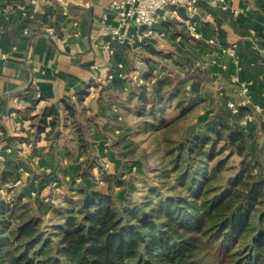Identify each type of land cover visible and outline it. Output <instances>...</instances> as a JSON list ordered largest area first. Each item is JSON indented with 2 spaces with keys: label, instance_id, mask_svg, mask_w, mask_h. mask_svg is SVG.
Wrapping results in <instances>:
<instances>
[{
  "label": "crops",
  "instance_id": "obj_1",
  "mask_svg": "<svg viewBox=\"0 0 264 264\" xmlns=\"http://www.w3.org/2000/svg\"><path fill=\"white\" fill-rule=\"evenodd\" d=\"M111 2L0 0V55H7V60H0V143L12 148L8 160L21 166L19 172L24 167L38 177L29 181L56 182L60 161L85 158L70 122L64 124L63 101L91 121L89 150L97 154L106 150L111 141L107 135L121 130L112 124L117 111L132 105L129 96L138 87L147 85L151 90L155 78L171 76L173 72L166 70L171 69L169 65L182 76L193 63L206 70L205 83H189L188 89L203 94L208 116L222 113L225 97L236 99L241 86L248 85L251 104L235 123L256 145V135L264 134V115L251 117L252 106L264 102V0H226L228 10H213L219 32L200 22V40L187 32L188 16L181 10L180 19L144 33L141 41L128 27L125 42L113 45L105 35L106 28L118 25ZM206 11L203 4L201 16ZM210 38L215 40L213 45L208 43ZM230 46L236 47L232 57L221 51ZM158 61L166 67L162 72L153 66ZM147 73L154 79L149 81ZM29 86L28 95L19 94ZM47 106L58 110L57 136L48 140L43 135L33 144L29 118Z\"/></svg>",
  "mask_w": 264,
  "mask_h": 264
},
{
  "label": "trees",
  "instance_id": "obj_2",
  "mask_svg": "<svg viewBox=\"0 0 264 264\" xmlns=\"http://www.w3.org/2000/svg\"><path fill=\"white\" fill-rule=\"evenodd\" d=\"M146 77L154 79L150 73ZM206 77V70L193 63L184 76L157 77L151 90L147 85L138 87L129 96V102L135 103L134 116L163 125L164 110L174 101L180 116H185L204 102L193 88L197 96H183L185 85L203 84ZM30 91L31 86L19 94L26 96ZM225 100L222 113L214 116L216 127L180 146V152L196 162L192 173L186 171L178 178L183 193L159 198L153 208L118 209L110 194L95 188L79 189V207L59 226V256L42 258L47 240L42 238L40 216L32 215L25 203L27 193L10 202L0 198V264H264V177L253 173L255 162L243 160L249 138L232 122L246 108L233 114L227 104L234 99ZM63 104L64 124L70 122L79 150L87 156L91 121L83 119V112L70 102ZM29 119L33 144L43 135L48 140L57 136L60 116L54 106ZM224 152L242 160L239 169L219 183V173L228 160L212 163ZM9 157L2 162V186L19 180L21 166ZM94 164L90 162L92 169L97 167Z\"/></svg>",
  "mask_w": 264,
  "mask_h": 264
},
{
  "label": "rangeland",
  "instance_id": "obj_3",
  "mask_svg": "<svg viewBox=\"0 0 264 264\" xmlns=\"http://www.w3.org/2000/svg\"><path fill=\"white\" fill-rule=\"evenodd\" d=\"M159 62L161 61L153 66L162 72L166 67ZM169 66L171 69H166L167 73L173 72L171 76L176 78V69ZM188 87L189 84L185 85L183 96H197ZM228 98L230 99L229 96ZM201 99H204L203 94ZM134 108L135 103L127 104L126 108L123 105L117 111L119 115L112 124L121 130L114 136L107 133L111 141L106 150L103 149L100 154L89 150L83 160L60 161L56 166V182L41 178L35 183L34 180L29 181L31 173L26 176L20 171L18 182L7 186L0 184V198L8 202L15 196L27 193L25 203L28 204L32 215L40 216L42 238L47 240L42 258L59 256V226L64 224L67 215L75 213L79 207L82 197L78 190L81 188H95L110 194L118 209L153 208L159 198L176 197L183 193L184 189L178 178L186 171L192 173L196 162L186 152H180V146L196 135L203 136L210 128L216 127L218 120L215 115H207V102L195 105L191 112L183 117L180 116L177 101L170 103L164 110L163 125L151 119L145 122L136 118L133 114ZM233 121L238 122V119H232ZM260 133L255 137L256 145L248 141L247 155L243 160L246 163L255 162L253 173L264 177V134ZM220 148L221 145L217 150ZM223 159L228 161L219 173V183L233 175L242 160L224 152L219 153L212 164ZM92 161L97 166L93 169L90 167ZM3 167L4 164L0 162V174ZM22 170L26 168L23 167ZM33 177L38 178L37 175ZM30 190L32 192H29ZM39 247L41 246L33 250Z\"/></svg>",
  "mask_w": 264,
  "mask_h": 264
},
{
  "label": "built area",
  "instance_id": "obj_4",
  "mask_svg": "<svg viewBox=\"0 0 264 264\" xmlns=\"http://www.w3.org/2000/svg\"><path fill=\"white\" fill-rule=\"evenodd\" d=\"M203 4L206 5L207 11L204 16H201ZM110 8L117 17L118 25L115 28H106L105 35L110 38L109 44L113 45L125 42L127 35L124 31L128 27L133 28L136 32V40L141 41L144 33H153L164 23L180 19L179 12L181 10L188 16L187 32L193 39L200 40L202 35L199 32V23L211 24L213 31L218 33L219 27L213 10L218 8L228 10V5L226 0H112ZM234 14H239V11L234 10ZM48 33L53 35L54 30L50 29ZM208 43L213 45L215 43L214 38H210ZM221 51L223 54L232 57L236 53V47L222 48ZM112 54L115 53L112 51ZM0 60H7V55H0ZM249 92V86L242 85L237 99L228 102L227 107L233 114H237L241 108L250 106ZM252 112L254 115H264V102L254 104ZM251 117L253 118V115ZM12 152L11 147H6L0 143V162H4ZM22 171L24 175H29L28 171Z\"/></svg>",
  "mask_w": 264,
  "mask_h": 264
}]
</instances>
